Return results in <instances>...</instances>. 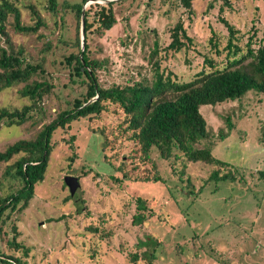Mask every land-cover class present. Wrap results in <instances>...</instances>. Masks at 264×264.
<instances>
[{"label":"rangeland","instance_id":"1","mask_svg":"<svg viewBox=\"0 0 264 264\" xmlns=\"http://www.w3.org/2000/svg\"><path fill=\"white\" fill-rule=\"evenodd\" d=\"M12 1L23 26L34 24L30 4L45 22L31 35L15 32L11 18L6 29L15 50L21 48L30 62H43L53 89L31 121L0 129V153L17 141L34 139L57 110L68 109L67 102L85 91L69 81L62 64L72 51L63 42L74 40L76 32L72 14H65L62 24L60 16L54 19L45 10L43 0ZM228 1L193 0L189 14L176 0H121L113 6L115 26L102 36L91 35V58L101 64L99 83L109 87L149 80L158 61L164 74L183 84L201 71H212L205 59L222 69L245 54L250 39L253 49L264 44V0ZM221 19L237 31L234 44L241 51L235 58L227 56L228 29ZM178 20L192 44L166 53L170 29ZM46 42L51 43L49 51ZM155 43L157 53L151 56ZM19 88L0 92V108L29 104L18 95ZM199 112L209 134L200 147H211L212 156L229 166L190 163L183 157L166 161L154 152L144 161L124 132L123 114L113 106L98 118L57 130L44 179L35 185L28 206L3 216L0 253L27 264H147L143 257L150 255L151 264H264V94L249 91L236 101L202 106ZM220 133L225 137L220 139ZM16 159L0 164V195L21 188L5 174ZM216 170L218 177L227 174L233 180H210ZM66 176L78 179L73 197L64 185ZM138 198L144 200L146 221L133 223L142 212ZM15 233L16 243L28 249L26 257L9 245Z\"/></svg>","mask_w":264,"mask_h":264},{"label":"trees","instance_id":"2","mask_svg":"<svg viewBox=\"0 0 264 264\" xmlns=\"http://www.w3.org/2000/svg\"><path fill=\"white\" fill-rule=\"evenodd\" d=\"M44 8L54 19L60 16L65 24L64 15L72 14L76 22L74 40L63 42L69 44L72 51L63 57V66L69 71V81L83 86L85 91L79 98L68 101V109L56 111V117L49 124L44 125L32 140H20L9 145L0 153V164L7 163L17 156V159L6 169V176L18 180L21 188L14 193L0 195V224L5 212L21 211L28 206L34 195V187L43 181L49 156L52 151L51 140L57 130L70 128L72 123L83 120L90 121L98 118L109 106L115 107L123 114L122 125L129 140L138 147L143 160L150 161V154L154 152L163 160H178L183 157L187 162H201L213 166H229L228 163L217 160L212 156L209 146L200 147L202 141L208 139V130L199 109L202 106H216L226 102L236 101L249 91L264 94V44L256 49L251 47L249 40L245 54L235 61L227 62V66L217 69L211 60L205 59L212 71H201L194 80L187 83L175 82L171 74H164L160 70L159 62L152 65V75L149 80L141 79L125 85L111 84L109 87L101 85L97 72L101 68L100 62L91 58V35L102 36L116 24L113 6L118 2L89 4L84 9V39L81 49V15L83 6L89 0H43ZM152 1V0H150ZM189 10L193 0H176ZM225 5L228 0H223ZM34 24L23 26L20 22V11L12 0H0V92L13 86H21L18 95L29 101L19 109L9 110L0 108V129L2 127H19L34 118L35 113L42 112L43 98L49 95L53 85L46 78L43 62L28 61L21 48L14 49L10 43L6 29L8 20L12 19V28L23 35L36 34L45 27V22L35 4L27 6ZM228 29L226 45L227 56L235 58L241 49L234 44L237 31L221 19ZM38 37H43L41 34ZM212 47L216 43L212 42ZM157 43L151 56H156ZM192 44L187 35L182 20H178L170 29V43L165 51L178 53ZM4 45H7L5 47ZM51 43H44L45 51H49ZM218 53V51H217ZM230 60H233V59ZM245 60H248L244 63ZM44 61V60H42ZM229 61V60H228ZM228 122V127L230 128ZM103 141L107 138L102 134ZM220 139L225 135H219ZM103 149V148H102ZM214 171L210 180H233L232 176H219ZM264 177V173H260ZM155 179H158L155 177ZM158 181V180H156ZM138 210L142 211L133 217V223L146 221L144 200H136ZM15 231V227L13 226ZM13 236V247L27 256L28 249L16 243ZM132 256V262L137 261ZM147 264H151L153 255L143 257ZM0 264H27L20 257L0 253Z\"/></svg>","mask_w":264,"mask_h":264},{"label":"water","instance_id":"3","mask_svg":"<svg viewBox=\"0 0 264 264\" xmlns=\"http://www.w3.org/2000/svg\"><path fill=\"white\" fill-rule=\"evenodd\" d=\"M98 1L106 4V3H110V2H118L120 0H89L88 2H89V4H94V3H98ZM85 8H86V5L83 6L82 15H81V49H82V41L84 39L83 27H84V9ZM63 182H64V185L69 192V196L73 197L76 189L79 188V186H80L78 179L76 177L66 176V177H64Z\"/></svg>","mask_w":264,"mask_h":264}]
</instances>
